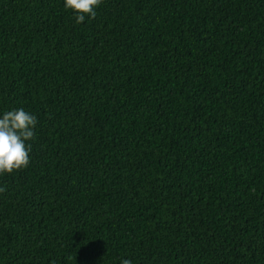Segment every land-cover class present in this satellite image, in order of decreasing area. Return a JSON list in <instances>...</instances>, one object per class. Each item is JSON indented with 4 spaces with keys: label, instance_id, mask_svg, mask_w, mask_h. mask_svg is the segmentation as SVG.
Returning <instances> with one entry per match:
<instances>
[{
    "label": "trees",
    "instance_id": "obj_1",
    "mask_svg": "<svg viewBox=\"0 0 264 264\" xmlns=\"http://www.w3.org/2000/svg\"><path fill=\"white\" fill-rule=\"evenodd\" d=\"M0 0V264H264V0Z\"/></svg>",
    "mask_w": 264,
    "mask_h": 264
},
{
    "label": "clouds",
    "instance_id": "obj_2",
    "mask_svg": "<svg viewBox=\"0 0 264 264\" xmlns=\"http://www.w3.org/2000/svg\"><path fill=\"white\" fill-rule=\"evenodd\" d=\"M102 3L103 0H65V8L75 14L80 24L86 17L94 20ZM37 123V117L24 108L5 111L0 117V175H11L30 166ZM6 190L0 187V193ZM121 264L131 261L122 258Z\"/></svg>",
    "mask_w": 264,
    "mask_h": 264
}]
</instances>
